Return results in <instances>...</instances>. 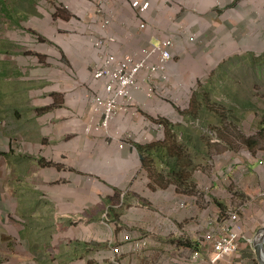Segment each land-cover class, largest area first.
Returning <instances> with one entry per match:
<instances>
[{"label": "crops", "instance_id": "crops-1", "mask_svg": "<svg viewBox=\"0 0 264 264\" xmlns=\"http://www.w3.org/2000/svg\"><path fill=\"white\" fill-rule=\"evenodd\" d=\"M136 1L149 3L148 10L133 8ZM106 21L110 25L102 29ZM0 22L21 38L13 43L16 47L0 50V101L16 104L12 109L20 110L16 116L25 126L15 139L2 123L6 113L0 112V264L28 263V257L9 252L13 236L9 230L16 229L19 220L24 223L25 216L15 214L41 213L43 206L51 213H79L89 220L92 214L109 210L119 228L141 225L144 230L134 233L136 238L151 239L147 254L153 260H158L155 254L169 252L167 259L177 263L174 257L181 259L184 248L190 247L210 256L209 244L198 239L207 231L218 233L221 224L215 219L233 206L218 210L212 199L216 197L205 193L194 172L191 191L168 184L166 155L155 147L163 139L151 125L132 115L120 116L107 130L100 126L101 117L92 123L91 100L103 91L93 76L109 55L120 59L143 54L151 45L171 40L168 81L164 75L156 80L164 87L178 81L191 87L201 71L216 69L211 53L219 54L214 59L221 63L225 54L264 52V0H0ZM11 39L1 38L7 44ZM96 42L103 47L97 48ZM49 85L50 93H41ZM134 95L139 103L148 104L147 115L154 114L155 119L162 114L166 121V114H175L171 103L162 107L160 99ZM121 135L128 142L123 149ZM15 140L26 151L18 155L16 165L26 161L32 168H19L12 176L8 157ZM256 165L250 169L258 170ZM153 166L155 177L150 174ZM217 187L215 182L213 188ZM177 190L186 194L184 200L178 199ZM202 203L207 205L204 213Z\"/></svg>", "mask_w": 264, "mask_h": 264}, {"label": "rangeland", "instance_id": "rangeland-1", "mask_svg": "<svg viewBox=\"0 0 264 264\" xmlns=\"http://www.w3.org/2000/svg\"><path fill=\"white\" fill-rule=\"evenodd\" d=\"M235 8L236 6L233 7ZM13 31L0 22V50L4 47H16L13 43L21 38ZM238 32L241 37L244 35L242 31ZM9 37H12L9 44L1 40V38L8 40ZM217 56L219 54L211 53L209 57L210 60H214L216 69L201 71L198 82L191 87L182 81L165 87L161 86L164 83L158 84V81L155 83V95L152 99H160L162 107L170 106L171 103L172 109L175 110L172 117L166 114V121L169 124H165L167 133L164 131V115L161 114L162 117L158 119L153 117L154 114L147 115L148 104L139 103L136 99L134 118L151 125L152 129L161 135L163 145L166 143L172 145L180 153L185 154L184 160L192 161L188 168L189 175L194 172V176L196 174V178L204 184L205 193L210 194L211 198L212 195L216 197L212 199L216 202L218 210L233 206L227 211L233 210L238 214L239 224L236 226H242L243 230L240 232L242 242L239 254L230 259L231 263L260 264L254 253V241L264 229V52L225 54L221 63L214 59ZM144 89L148 90L146 87ZM41 93L44 95L50 93V85L44 87ZM15 105L0 101V112L6 113L2 117V123L12 131L10 134L16 139L22 136L25 126L21 118L16 116L15 111L20 110L12 109ZM31 117L32 113L29 110L26 119L30 121ZM94 118L97 119L93 112L92 123L95 122ZM20 123L21 127L18 128ZM121 138L120 144H127L125 136L121 135ZM9 152L12 176L19 168H32L26 161H23L26 165H16L18 155L26 152L20 140H15L10 145ZM170 162L172 163V158ZM253 163H257L258 170L250 169ZM245 164L248 166L240 167ZM165 169L164 164V175ZM150 174L153 177L157 175L154 166ZM215 182L218 184L217 190L213 188ZM166 189L169 188L164 186V190ZM177 192L178 199L184 200L186 194L179 190ZM225 195H228V198L223 199ZM206 206L202 203L200 207L202 213L206 211ZM181 208L183 209V205ZM41 210V213L37 214L24 215L21 212L15 214L14 216L20 219L25 216L24 223L19 220L17 228L9 230L13 236L18 234L16 237L9 236L11 246L9 252L28 257L26 264H163V256L167 260L169 255V252L157 253L154 256L159 261L152 259L151 262L148 260V251H134L135 244L130 243L137 237L134 229L142 231L144 228L141 225H137V228L130 225L132 227H128L129 229L124 226L117 227L112 221L115 215L109 210L92 214L90 220L79 213L72 214L73 216L51 213L48 206H43ZM126 212L128 215L129 208ZM223 217L224 214H218L215 219L218 225L222 224ZM97 218L99 219L96 220ZM246 239L250 240V243ZM244 241L247 246H243ZM241 254L245 256L243 259L238 258ZM174 259L178 261L176 257ZM8 263L22 264L11 261ZM173 264L176 263L173 261Z\"/></svg>", "mask_w": 264, "mask_h": 264}, {"label": "built area", "instance_id": "built-area-1", "mask_svg": "<svg viewBox=\"0 0 264 264\" xmlns=\"http://www.w3.org/2000/svg\"><path fill=\"white\" fill-rule=\"evenodd\" d=\"M101 1L106 3L107 0ZM149 6L150 4L141 5L139 2L133 5L134 8L140 9L142 13H145ZM109 25L110 22L106 21L102 29H106ZM141 29H145V25H142ZM103 45L102 42H96L98 48L103 47ZM173 48L174 44L171 40H164L158 45H151L143 54H128L120 59L113 55L105 57L101 67L94 73L95 81L103 84L102 92L104 93L103 95L93 96L91 100L94 117L102 118L100 126L103 129H109L111 124L122 115L136 116L134 92H145L148 98L151 99L155 95L156 78L164 75V82L168 81L165 73L173 60ZM145 87L148 89L147 91H145ZM93 121H95V118ZM126 138L125 136L127 142ZM125 145L127 144H121V148L123 149ZM221 222L218 233L207 231L204 234L205 238L198 239L199 243L205 241L204 244H209L211 248L210 256L203 255L201 251L192 252L190 248L189 251H185L187 248H184L182 258H177L176 264H220L237 256L242 242L240 232L241 229L243 230L242 226H236L239 224V216L236 212L230 210L224 213ZM246 241L250 243V240L246 239ZM130 243L135 244L133 246L134 251H149L152 241L149 237H143L133 238ZM244 243L246 242L244 241ZM148 260H150V256H148ZM166 263L173 264V261L171 259L165 260L164 257L163 264Z\"/></svg>", "mask_w": 264, "mask_h": 264}, {"label": "trees", "instance_id": "trees-1", "mask_svg": "<svg viewBox=\"0 0 264 264\" xmlns=\"http://www.w3.org/2000/svg\"><path fill=\"white\" fill-rule=\"evenodd\" d=\"M164 124L169 125L167 121H164ZM165 132L167 133V127H166ZM155 147L157 151H158V148L162 151L163 156L164 155L167 156V157L165 156L164 158V164L166 165L167 175L169 177L167 180L168 184H174L180 189L183 188V190L191 191L193 188V185L190 182V175L188 173V168L191 166L192 161L190 160V162H188V160H184L186 158L185 154L180 153L177 150V148L175 149L172 145H169L167 143L164 145L162 143H159V144H156ZM152 156L155 157L156 154L153 153ZM171 158H172V163L170 162ZM148 162H151V161H148Z\"/></svg>", "mask_w": 264, "mask_h": 264}, {"label": "water", "instance_id": "water-1", "mask_svg": "<svg viewBox=\"0 0 264 264\" xmlns=\"http://www.w3.org/2000/svg\"><path fill=\"white\" fill-rule=\"evenodd\" d=\"M254 249L260 264H264V229L255 237Z\"/></svg>", "mask_w": 264, "mask_h": 264}, {"label": "clouds", "instance_id": "clouds-1", "mask_svg": "<svg viewBox=\"0 0 264 264\" xmlns=\"http://www.w3.org/2000/svg\"><path fill=\"white\" fill-rule=\"evenodd\" d=\"M99 1H101V0H99ZM137 2V1H136ZM136 2H134V3H136ZM134 3H133V5H134ZM140 3V2H139ZM141 4V3H140ZM146 4H149V3H146ZM142 5V4H141ZM145 5V4H144ZM134 8V7H133ZM136 9H138V8H136ZM138 10H140V9H138ZM141 12V11H140ZM97 47V46H96ZM98 48V47H97ZM102 48V47H101ZM100 49V48H99ZM114 56V55H113ZM96 72V71H95ZM93 78H94V76H93ZM95 80V79H94ZM165 131H166V126H165Z\"/></svg>", "mask_w": 264, "mask_h": 264}]
</instances>
